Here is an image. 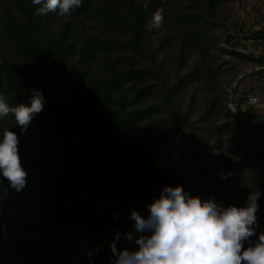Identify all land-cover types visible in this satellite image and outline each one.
Segmentation results:
<instances>
[{"label": "trees", "instance_id": "1", "mask_svg": "<svg viewBox=\"0 0 264 264\" xmlns=\"http://www.w3.org/2000/svg\"><path fill=\"white\" fill-rule=\"evenodd\" d=\"M222 1L82 0L65 22L55 12L35 15L40 6L31 0H0V94L10 107L30 106L32 88L43 90L46 100L34 127L20 136L29 175L21 193L9 189L0 215L7 230L0 233V264H110L115 231L122 234L118 249L134 248L123 236L133 231L131 211L146 218V205L163 187L182 186L204 199L228 187L227 180L208 177L212 162L203 170L208 150L198 146V132L187 134L185 148L180 128H166L164 108L171 110L175 93L189 89L194 99L214 88L224 55L264 66V54L255 58L221 46L239 45L216 33L213 13ZM160 7L164 28L149 31ZM249 37L264 39V31ZM164 62L172 69L169 81L160 70ZM204 100L206 128L215 99ZM220 106L217 132L262 127L259 118L246 122ZM5 130L20 133L14 115L0 119V139ZM248 193L232 198L241 201ZM255 242L252 236L244 247Z\"/></svg>", "mask_w": 264, "mask_h": 264}, {"label": "clouds", "instance_id": "2", "mask_svg": "<svg viewBox=\"0 0 264 264\" xmlns=\"http://www.w3.org/2000/svg\"><path fill=\"white\" fill-rule=\"evenodd\" d=\"M31 2L40 6L35 15L55 12L65 18V22L82 6V0ZM164 11V7H160L154 12L147 25L149 31L164 28ZM27 91L30 106L10 107L6 96L0 94V119L12 114L20 129L19 134L5 130L0 139V215L9 198V189L19 194L27 186L29 173L19 155L20 136L34 127L33 120L44 111L46 104L43 90ZM218 175L228 179L233 173L220 169ZM5 181L8 187H4ZM262 195L259 190L250 193L244 207L225 206L215 197L204 199L190 195L182 186H165L159 198L146 205L149 213L146 218L137 210L131 211L133 231L123 236L134 248L118 249L122 234L114 230L115 239L109 246L110 264H264V232L257 242L244 247V242L255 235V227H258L256 213ZM0 233L7 236L2 224ZM86 255L91 258L93 253Z\"/></svg>", "mask_w": 264, "mask_h": 264}, {"label": "rangeland", "instance_id": "3", "mask_svg": "<svg viewBox=\"0 0 264 264\" xmlns=\"http://www.w3.org/2000/svg\"><path fill=\"white\" fill-rule=\"evenodd\" d=\"M213 14L220 23L216 33L221 36L229 35L232 43L239 41V45L235 46H229L222 41V47L230 51H232L230 47H236L244 54H253L255 58L264 54V39L254 40L249 37L253 31H264V0H223ZM164 54L166 53L160 54L158 60ZM220 61L226 63L215 87L209 92L198 91L194 99L189 89L171 95V110L168 111L167 106L164 107L169 120L166 128H180L178 141L185 148L187 134L198 132V146L208 150L203 170L206 171V164L212 162L207 172L208 177L213 181L218 178L229 182L228 187L221 194L214 196L217 202L223 201L225 206L244 207L250 193L257 190L264 193V186L259 183L260 180L264 181V73L261 72L264 66L257 61L229 55H224ZM160 70L165 71L163 74L165 73L168 81L173 78L172 69L168 63L164 62ZM205 96L210 100L215 99V109L212 112L210 124L203 128L204 119L200 117L206 108ZM223 103L230 109L234 118H240L246 122L259 118L262 127L254 125L247 128L241 124L233 130L217 132L216 126L223 121L220 106ZM141 124L144 126L145 121L143 120ZM244 131L247 132L245 139L235 141V138ZM220 169L225 172L230 171L233 175L228 179H222L218 175ZM53 185V182L49 183V197L53 195ZM240 190H246L249 193L243 200L234 201L233 194L239 193ZM258 204L259 210L256 213L258 227H255L254 235L257 241L260 230H264V223L261 222L264 195L260 197Z\"/></svg>", "mask_w": 264, "mask_h": 264}]
</instances>
